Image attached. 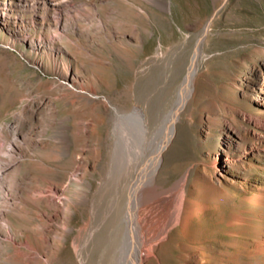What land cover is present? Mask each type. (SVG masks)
<instances>
[{
    "label": "rangeland",
    "instance_id": "rangeland-1",
    "mask_svg": "<svg viewBox=\"0 0 264 264\" xmlns=\"http://www.w3.org/2000/svg\"><path fill=\"white\" fill-rule=\"evenodd\" d=\"M198 43L193 84L156 177L162 188L185 179L188 194L211 208L188 236L175 226L144 264H181L183 251L197 245L209 250L208 264H264V257L248 256L247 238L235 240L222 221L249 205L245 191L264 186V0H0V124L24 104L52 102L70 125L68 157L59 159L51 145H31L19 177L27 187L66 179L82 144L90 160L82 182L89 196L72 202L68 227L47 218L50 242L37 235L39 209L30 196V213H11L22 233L17 240L28 236L49 252L41 264L119 263L130 172L109 165L115 111L106 97L127 110L146 105L151 155ZM66 70L77 71L85 88L66 85ZM80 120L92 123L90 133H77ZM54 134L50 129L43 138L53 141ZM131 137L136 148L139 136ZM242 226L262 229L255 218ZM131 253L123 264H131ZM0 264L23 262L5 253Z\"/></svg>",
    "mask_w": 264,
    "mask_h": 264
},
{
    "label": "bare ground",
    "instance_id": "bare-ground-1",
    "mask_svg": "<svg viewBox=\"0 0 264 264\" xmlns=\"http://www.w3.org/2000/svg\"><path fill=\"white\" fill-rule=\"evenodd\" d=\"M208 26L209 23L206 24L205 30L208 29ZM196 49L179 89L178 99L170 112L164 116L165 133L160 143L152 149L151 155H149L150 149L147 145L149 119L146 105L136 102L131 109L127 110L106 97L107 104L111 105L115 111L113 120L115 137L109 165L113 170L121 169L130 172L128 182L124 187V220L121 258L118 264H123V260L127 259L128 250L133 253H131L133 255L131 264H144L146 259L155 253L158 243L167 239L175 226L180 225L182 234L186 237L196 225L205 220V212L211 208L209 203L188 194V185L185 179L169 188H162L156 177L163 160L164 151L175 134L179 112L185 104L187 92L193 84L197 68L196 61L200 50L199 43ZM78 74L77 71L66 70L62 79L66 85L84 89ZM260 89L264 92V83ZM88 91L95 94L94 91ZM45 103V106L37 102L24 104L15 112L13 120L0 124V258L5 253L12 254L13 259L21 261L23 264H41L43 256H48L49 252L33 245L28 236L17 240L16 235L22 233L14 228L11 213L13 211L29 212L30 209L27 208L28 206L26 207V204L27 197L30 196L29 199L32 198L33 203L35 202L39 209L37 212L39 221L38 223L35 221L34 227L41 229L39 230L41 233L37 235L43 242H50L51 227L46 224L47 218L49 217L51 223L68 227L70 218L66 217L65 214L72 210V202L86 199L89 196V191L82 185V182L87 178V170L90 167L89 158L83 154L86 144H82L81 151L74 156L75 163L66 179L60 180L52 177L49 180L45 178L47 184L35 183L27 187L23 183L24 179L19 177L24 158L27 156V150L31 145H51L59 159L67 158L70 153L71 140L68 133L70 125L67 122V117H59L58 110L52 102ZM52 118L59 121L51 123ZM129 120L136 121L138 132L133 130ZM76 124L77 133H90L93 126L92 123L84 120H80ZM50 129L55 132L52 135L53 141L43 138ZM132 133L139 136V143L136 148L132 144ZM110 142L112 143V141ZM78 184L80 186L76 187ZM251 190L250 193L245 191L243 194L244 200L249 205L231 210L228 220L224 215L222 221H226V225L230 227L229 232L235 240H237L236 236L238 235L247 238L244 247L249 257H264V186L257 185ZM74 192L77 198H74ZM40 200L45 201V205L41 206ZM52 206L56 208V212L50 214L47 207ZM252 218L260 222L262 229L259 228L254 232L244 229L242 225L251 221ZM10 247H13L12 253L8 252ZM31 249L33 251H30ZM210 257L209 250L197 245L183 251L181 264H208Z\"/></svg>",
    "mask_w": 264,
    "mask_h": 264
}]
</instances>
